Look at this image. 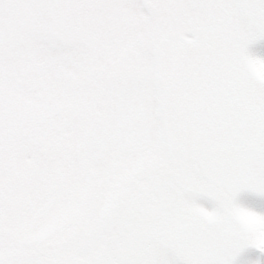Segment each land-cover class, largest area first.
<instances>
[{"label":"snow or ice","instance_id":"obj_1","mask_svg":"<svg viewBox=\"0 0 264 264\" xmlns=\"http://www.w3.org/2000/svg\"><path fill=\"white\" fill-rule=\"evenodd\" d=\"M261 39L264 0H0V264L264 247Z\"/></svg>","mask_w":264,"mask_h":264},{"label":"rangeland","instance_id":"obj_2","mask_svg":"<svg viewBox=\"0 0 264 264\" xmlns=\"http://www.w3.org/2000/svg\"><path fill=\"white\" fill-rule=\"evenodd\" d=\"M251 47L254 53L264 55V39L257 41ZM238 199L258 211H264V194L244 190L239 194ZM256 257L264 261L261 250L254 245H248L239 253L235 264H250V261Z\"/></svg>","mask_w":264,"mask_h":264},{"label":"clouds","instance_id":"obj_3","mask_svg":"<svg viewBox=\"0 0 264 264\" xmlns=\"http://www.w3.org/2000/svg\"><path fill=\"white\" fill-rule=\"evenodd\" d=\"M252 70L259 76H264V60L254 61L252 63ZM237 213L245 218L249 223L257 226L264 225V216H258L252 214L248 207L242 204L237 208ZM261 240H264V227L260 228L259 232L256 234ZM255 246V245H254ZM257 247V246H255ZM262 252H264V247H258ZM250 264H264L259 257L250 261Z\"/></svg>","mask_w":264,"mask_h":264},{"label":"water","instance_id":"obj_4","mask_svg":"<svg viewBox=\"0 0 264 264\" xmlns=\"http://www.w3.org/2000/svg\"><path fill=\"white\" fill-rule=\"evenodd\" d=\"M263 253V256H264V252H262Z\"/></svg>","mask_w":264,"mask_h":264}]
</instances>
